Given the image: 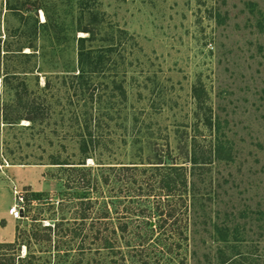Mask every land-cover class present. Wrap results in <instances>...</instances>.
Listing matches in <instances>:
<instances>
[{"label":"rangeland","instance_id":"obj_1","mask_svg":"<svg viewBox=\"0 0 264 264\" xmlns=\"http://www.w3.org/2000/svg\"><path fill=\"white\" fill-rule=\"evenodd\" d=\"M0 45V263L264 264V0H0Z\"/></svg>","mask_w":264,"mask_h":264},{"label":"trees","instance_id":"obj_2","mask_svg":"<svg viewBox=\"0 0 264 264\" xmlns=\"http://www.w3.org/2000/svg\"><path fill=\"white\" fill-rule=\"evenodd\" d=\"M80 32H84L89 34V38L87 37H80L78 38L77 44H78V49H77V55H78V68H77V74L73 75V80L77 81V85H76V90H80L82 92H85V87L87 86V84L89 83V79H91L92 76L95 75H100V74H105L107 68V65L110 62L109 59V55L107 56V53H112L113 48H108V49H88L86 48V42L88 40H91V36L92 33L91 31L87 30V29H81ZM2 52L3 49L0 45V60L2 58ZM24 90L26 93H28V89L25 86ZM115 90L118 91V95L122 100L127 99V95H126V91L123 89L122 86H117L115 88ZM116 97V95L113 98H109V99H114ZM96 98V99H95ZM92 102H96V103H103V97L101 95H97L95 97L94 94L91 95V100ZM115 103V102H113ZM29 104V110L27 111L26 114H24L23 116H20L17 118V122L21 121V120H27L29 122H31L32 124L36 122V118L39 114V109L36 107V103L33 101L31 102L30 99H28V103ZM110 106H112V101H109L108 103ZM7 120V119H6ZM11 123H15V122H11ZM210 128L213 127V125L211 123H209ZM85 126V127H84ZM83 126V128H85V130H87L89 132V126L87 121L85 122V125ZM91 136V135H89ZM84 147H86V145L84 144ZM220 149H222V146H215V148L213 149V151H211V157L212 154L216 159L220 158ZM89 158V157H88ZM214 158V159H215ZM222 159V158H221ZM210 160V159H209ZM191 163L193 164V166H199L200 164H210L211 161H208V159H202L199 160L196 154V146H193V152H192V157H191ZM59 164V163H57ZM61 164H65V163H61ZM84 164V163H82ZM171 170H174L177 167H171ZM149 226V225H148ZM150 227V226H149ZM226 232V231H225ZM227 235V234H225ZM223 242H228L227 239L224 237L223 239H221ZM15 245V243L12 244H0V248L3 249H9L12 248ZM236 263L237 261H235V259H230L228 260L227 258L221 263V264H232V263ZM0 264H13L10 262H3Z\"/></svg>","mask_w":264,"mask_h":264},{"label":"built area","instance_id":"obj_3","mask_svg":"<svg viewBox=\"0 0 264 264\" xmlns=\"http://www.w3.org/2000/svg\"><path fill=\"white\" fill-rule=\"evenodd\" d=\"M8 214L14 220H20L25 216V203L21 196L18 198L16 197L15 202L10 208Z\"/></svg>","mask_w":264,"mask_h":264},{"label":"bare ground","instance_id":"obj_4","mask_svg":"<svg viewBox=\"0 0 264 264\" xmlns=\"http://www.w3.org/2000/svg\"><path fill=\"white\" fill-rule=\"evenodd\" d=\"M42 18H43V16H42Z\"/></svg>","mask_w":264,"mask_h":264}]
</instances>
